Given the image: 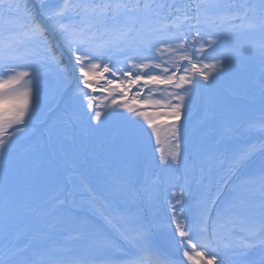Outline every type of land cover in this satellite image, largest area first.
<instances>
[{
	"label": "snow or ice",
	"instance_id": "snow-or-ice-1",
	"mask_svg": "<svg viewBox=\"0 0 264 264\" xmlns=\"http://www.w3.org/2000/svg\"><path fill=\"white\" fill-rule=\"evenodd\" d=\"M30 130L43 138L21 173L13 142ZM157 173L176 257L144 210ZM81 249L264 264V0H0V264H90Z\"/></svg>",
	"mask_w": 264,
	"mask_h": 264
},
{
	"label": "rangeland",
	"instance_id": "rangeland-1",
	"mask_svg": "<svg viewBox=\"0 0 264 264\" xmlns=\"http://www.w3.org/2000/svg\"><path fill=\"white\" fill-rule=\"evenodd\" d=\"M164 242H168V244H165L166 250H160V255L163 257H176L178 254L172 244V235L164 237Z\"/></svg>",
	"mask_w": 264,
	"mask_h": 264
},
{
	"label": "trees",
	"instance_id": "trees-1",
	"mask_svg": "<svg viewBox=\"0 0 264 264\" xmlns=\"http://www.w3.org/2000/svg\"><path fill=\"white\" fill-rule=\"evenodd\" d=\"M236 44V43H235Z\"/></svg>",
	"mask_w": 264,
	"mask_h": 264
}]
</instances>
